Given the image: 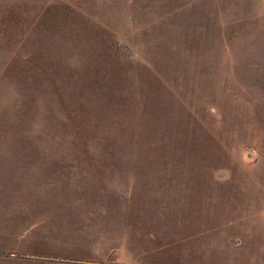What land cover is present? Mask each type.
I'll list each match as a JSON object with an SVG mask.
<instances>
[{
    "label": "rangeland",
    "instance_id": "374dc122",
    "mask_svg": "<svg viewBox=\"0 0 264 264\" xmlns=\"http://www.w3.org/2000/svg\"><path fill=\"white\" fill-rule=\"evenodd\" d=\"M0 264H264V0H0Z\"/></svg>",
    "mask_w": 264,
    "mask_h": 264
}]
</instances>
